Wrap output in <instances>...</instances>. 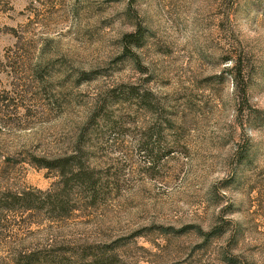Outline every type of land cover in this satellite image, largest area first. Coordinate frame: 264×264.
I'll use <instances>...</instances> for the list:
<instances>
[{"label": "rangeland", "instance_id": "374dc122", "mask_svg": "<svg viewBox=\"0 0 264 264\" xmlns=\"http://www.w3.org/2000/svg\"><path fill=\"white\" fill-rule=\"evenodd\" d=\"M74 151L98 200L0 210V264H264V0H0V192Z\"/></svg>", "mask_w": 264, "mask_h": 264}, {"label": "trees", "instance_id": "16d2710c", "mask_svg": "<svg viewBox=\"0 0 264 264\" xmlns=\"http://www.w3.org/2000/svg\"><path fill=\"white\" fill-rule=\"evenodd\" d=\"M135 37L136 35L128 33L123 36V39L127 42H135ZM37 160L42 161L38 166L54 169L57 172V180L44 190L22 188L0 192V210L15 212L14 214L20 213V215L24 212L30 214L31 212H36V214L46 212L49 216L66 217L77 208L80 202L94 204L98 200L102 192L96 184L97 176L93 168L86 165L77 152ZM88 246L90 245L83 244L81 250L67 254V264H93L97 261L94 255L83 252V248ZM62 248L70 247L64 244ZM61 250V248L53 249L52 246L51 248L27 250L14 254L11 262L12 264L62 263Z\"/></svg>", "mask_w": 264, "mask_h": 264}]
</instances>
